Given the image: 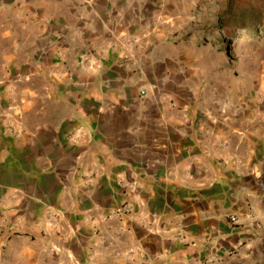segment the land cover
Returning <instances> with one entry per match:
<instances>
[{
    "label": "crops",
    "instance_id": "crops-1",
    "mask_svg": "<svg viewBox=\"0 0 264 264\" xmlns=\"http://www.w3.org/2000/svg\"><path fill=\"white\" fill-rule=\"evenodd\" d=\"M175 1L0 0V264H264V112Z\"/></svg>",
    "mask_w": 264,
    "mask_h": 264
},
{
    "label": "rangeland",
    "instance_id": "rangeland-1",
    "mask_svg": "<svg viewBox=\"0 0 264 264\" xmlns=\"http://www.w3.org/2000/svg\"><path fill=\"white\" fill-rule=\"evenodd\" d=\"M175 7L197 58L212 62L205 94L264 112V0H177Z\"/></svg>",
    "mask_w": 264,
    "mask_h": 264
},
{
    "label": "built area",
    "instance_id": "built-area-1",
    "mask_svg": "<svg viewBox=\"0 0 264 264\" xmlns=\"http://www.w3.org/2000/svg\"><path fill=\"white\" fill-rule=\"evenodd\" d=\"M230 222H231L232 224H236V222H237V218H236V217H230ZM65 264H68V263H65Z\"/></svg>",
    "mask_w": 264,
    "mask_h": 264
}]
</instances>
